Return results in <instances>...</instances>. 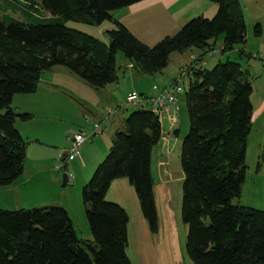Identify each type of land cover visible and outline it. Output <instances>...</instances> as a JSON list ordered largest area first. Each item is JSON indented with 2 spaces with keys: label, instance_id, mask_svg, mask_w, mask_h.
<instances>
[{
  "label": "trees",
  "instance_id": "obj_1",
  "mask_svg": "<svg viewBox=\"0 0 264 264\" xmlns=\"http://www.w3.org/2000/svg\"><path fill=\"white\" fill-rule=\"evenodd\" d=\"M139 1L0 0L22 16L5 15L0 21V186L23 171L26 142L15 121L31 117L15 112L12 98L35 92L45 71L62 66L98 89L118 80V52L137 72L154 75L172 53L196 48L195 62L200 63L219 36L221 52L245 42L241 0H209L218 5L212 17L197 15L153 46L118 21L105 30L107 42L65 24L99 25L111 20L113 11ZM6 8L0 7L1 15ZM189 69L184 91L189 128L179 156L186 255L193 264H264V210L234 202L248 168L251 84L240 63L230 58L211 68L199 64ZM160 137L161 122L147 107L131 111L125 129L113 135L107 154L81 188L92 240L77 236L62 206L0 209V264H131L128 215L105 193L114 179L127 178L149 230H157L150 161Z\"/></svg>",
  "mask_w": 264,
  "mask_h": 264
},
{
  "label": "crops",
  "instance_id": "obj_2",
  "mask_svg": "<svg viewBox=\"0 0 264 264\" xmlns=\"http://www.w3.org/2000/svg\"><path fill=\"white\" fill-rule=\"evenodd\" d=\"M207 1L211 2L207 3L209 13H215L218 5L215 2ZM241 3L246 23L245 42L235 45L230 51L221 52L223 36H219L213 44L214 50L208 53L207 56L217 51V49H219V53L222 55H228L230 52H233L237 58L236 61L240 63L246 78L251 84L252 92L250 101L252 104V124L245 154L248 168L242 184L239 203L243 206L260 207L264 210V0H241ZM185 4L186 0H141L118 9L115 14L112 13V19L108 20V23L101 25L99 31L103 35L105 30L115 27V21H118L125 25L143 43H147V40L142 38V35L154 36L156 37L155 41H157L162 37V35L157 36L158 26L152 25L154 27L151 29L149 24L145 23L142 26L140 22L147 17L157 15H163V17L169 20L170 15L175 17L174 12L177 11L181 20L178 21L176 19V22L173 24V29L179 30L180 26L191 15H206L205 10H200L202 7L190 10ZM169 11L174 12L170 13ZM256 25H258L257 30H255ZM96 38L104 42L108 41L105 35ZM148 44L150 45L149 42ZM193 53L196 54V57L200 54L199 50H190V53H187L188 55L185 58L177 57L176 59V66L182 68L183 71L185 70V73L188 72L189 67H197L199 64L206 63V57L200 63L192 60L190 56ZM180 54L183 56V53ZM227 58L230 57L227 56ZM184 59L187 61H184ZM220 59L222 58L219 57ZM128 65L129 63L127 61V64L123 68H129L130 70L123 77L125 83L131 78V75L137 73L133 67H128ZM161 73H163V70L156 74L159 75ZM140 79L141 77H139V81ZM153 80L154 77H152ZM170 80L163 85L156 82H152V84L161 87L169 86L173 82V80ZM120 82L118 73L117 81L96 89L85 83L77 75H73L68 69L62 66H56L42 74L36 91L32 93V106H28L27 96H19L22 101H25L23 102L26 104V108L22 107L19 103L16 109H13L17 113H29L31 117L28 120L17 118L15 121L17 130L26 142L25 158L22 173L12 183L6 185V190L13 194V197L19 196L22 190L30 187H32V194L37 193L39 188H43L44 186L49 188L50 191L48 192L50 193L52 191H58V194L54 195L52 199L41 202V206L38 207L55 205L64 207L74 229V221L80 220L79 224L85 221L84 224L87 226L85 234L87 236L79 237V233L75 229L77 236L84 240H92V234L85 217L83 203L80 200V189L89 180L97 164L107 154L106 152L109 150L115 132L119 131L123 126L124 128L120 130L125 129V118L130 113L119 119L118 116L116 117V113L118 112L116 110L112 118L103 120V115L108 108L124 107L118 103L114 104L115 98L113 97V93L119 92L124 98L129 92L127 85L126 92L118 91L121 86ZM137 84L140 85L139 82ZM133 86L135 84L131 81V87ZM131 89L133 90L134 88ZM138 91L141 95H152L154 93L152 90V93L148 94L149 89H144L142 86H139ZM71 103L77 104L84 110L83 121L77 123L72 122L75 119L80 120L81 118L80 113L77 111L75 113L79 117H69L68 106ZM141 103H145L148 108L146 102H140L138 104ZM28 122L35 124L36 127L32 128V130L23 128ZM97 124L101 125L99 134L97 135L98 138L100 137L101 140L106 141L104 142V150L103 146L102 151L98 149L90 151L86 149L87 146L84 147V163L81 167L74 168L75 177L73 176V180L67 177L64 185H68L69 182H73L74 184L79 182L78 186L76 185V197L71 202L70 199L67 200L66 194L60 189V180L56 172L58 170H64L69 162L75 161L76 158L66 159L67 161L65 160L64 165L60 169L55 168L54 165L58 161L59 154L69 145L68 137L72 132L77 129H92ZM161 134L163 135L162 130ZM162 135L160 138L162 140V147L165 149L169 138L164 143L163 137L165 136ZM84 145L85 142L83 143ZM28 156L31 157L29 159L32 161V169L30 170H27L25 167V159ZM152 159L153 150L151 151L150 173L157 215V230L155 232L149 230L148 224L143 217L136 192L134 188L132 189L133 186L130 182L125 183L126 181L123 179L117 178L109 186V188L114 186L119 194L127 191L129 195L128 199L120 197V200L117 201L118 203L115 202L124 208L128 215L126 255L131 264H193L185 252L184 243L186 233L183 232V227L180 225L177 214L170 204L169 182L166 179H162V167L166 164V161L162 157L157 158L159 169L156 172L159 178L155 181L152 174ZM126 184L132 187L129 188ZM72 188H75V185ZM106 193L105 196L107 198ZM44 194L47 195V193ZM159 201L161 202L158 203Z\"/></svg>",
  "mask_w": 264,
  "mask_h": 264
},
{
  "label": "rangeland",
  "instance_id": "obj_3",
  "mask_svg": "<svg viewBox=\"0 0 264 264\" xmlns=\"http://www.w3.org/2000/svg\"><path fill=\"white\" fill-rule=\"evenodd\" d=\"M189 1L186 0L185 5L190 10H192V9L195 10L199 7H202L200 10H205L206 15H203V16H205L207 18H210L215 14V13H213V14L209 13L207 3H211V2H208L207 0H189ZM0 7H1V10H4L7 6L5 5L4 2H0ZM6 9L9 10V11L5 12L6 14L3 13L4 15H1V12H0V21L4 19L5 15L6 16H12V17L18 18V19H22V16L20 15V13L19 12H12V10L10 9V6H8ZM116 11L117 10L113 11L112 13L115 14ZM174 11H169V12L173 13ZM174 13H175V17L173 15H170L169 20L166 19L165 17H163V15H157L154 17H147L146 19H143L140 22V24L142 26H144V24L147 23V24H149L151 29L154 26H158L157 36L162 35L161 38L165 37L166 35H174L178 30L176 29L177 30L176 31L173 29V24H174V22H176V19L178 21L181 20L179 15H178V12L175 11ZM42 14L46 15V16L49 15L45 11L42 12ZM197 15H199V14H197ZM197 15H191V17H189L183 24H185L188 20H190L191 18H193ZM207 15H209V16H207ZM107 21L108 20L97 25V24H86V23H81V22H74V21L69 20V21H66L65 24H66V26H68L70 28H74V29L79 30L81 32L87 33L91 36L94 35L96 37H100V36H104V35L106 36V33H103V35L100 33L99 28L104 23H108ZM183 24L180 26V28L183 26ZM152 25H154V26H152ZM142 38L147 40V43H145V44H147L148 46L155 45L161 39L160 38L157 41H155L156 37L148 36V35H142ZM148 42L150 43V45L148 44ZM192 49H193V51H198V49H196V48H192ZM187 53H190V49L183 52V56L180 53H172L170 55L168 65L163 69V73H161L159 75L158 74L149 75V74H142L140 72H137L136 74L131 75V78H129L127 80V82L125 83V80H123V77H125L130 72V70H129V68L123 69L125 64H127V60L121 52H118L116 54V63H117V65L121 66L120 69L118 70L119 78L121 81L120 82L121 86L118 89V91H120V92L125 91L126 92V90H127L126 85H127L129 91L131 88H134L133 90H135L139 93V91H138L139 86H142L144 89H149L148 94H151L152 93L151 88L153 85L152 82H156L160 85H163V84L168 83L170 79L173 80L174 78H179V75L183 73V70H182V68H179L176 66V64H175L176 59H177V57H181L182 59L185 58V56L188 55ZM227 56L230 57V60H234V61L237 60V58L233 52H230L228 55H226V54L222 55L219 53V49H217V51L213 52L211 55H209V56L205 55V57H206L205 62L206 63L203 64V66H205L207 68H211L216 62H218L219 57L222 58V59H220V61L224 62L227 60ZM239 60H241V59H239ZM184 61H187V60L184 59ZM241 62H243V61H241ZM189 71H190V69H189ZM189 74L188 75L184 74L180 80V83L185 88L187 87ZM137 75H139V76H137ZM139 77H141L140 81H139ZM152 77H154L153 81H152ZM131 81L134 82L135 86L131 87ZM138 82L140 85L137 84ZM19 96H27L28 97L27 100H28V104H29L28 106H32V93H30V94L18 93V94H15L14 97L12 98L11 106L13 107V109H16V107L18 106L17 104H19V103L22 105V107L26 108V104L24 103L25 101L23 100L24 101L23 102L22 99L19 98ZM113 97L115 98L114 104L118 103V104H121L122 106H124L121 108L111 107V109L118 111L116 113V117L118 116L119 119L122 116L127 115L131 111L140 109L142 107H147V105L145 103L128 104L126 102V95L123 98V96L120 95L119 92L113 93ZM44 98H48V97H44ZM68 108H69V117L70 118H75L76 116H78L75 113L76 111L78 113H80L81 119L80 120L75 119V121H72V122L77 123V122L83 121L85 112L82 108H80L77 104H72V103L69 104ZM175 117H176V125H177V130H178L177 134H175L174 132L168 131V124H167L168 120L166 118H163L161 120V130L163 133V135L162 134L161 135L165 136V137H163V142L165 143L167 141V138H169V141H168L167 146L164 149L162 147V140L160 138L158 143L152 148V150H153L152 174H153L154 180L157 181V179L159 178L157 176V172H156V170L159 169V167L157 165V161H158L157 158L162 157L166 161V164L162 167V179H166L169 182L168 185L170 187V196H169L170 204L177 214V218L180 221V225H182V227H183V232L187 234V226H186V224H184L182 222V220L180 218V207H181V201H182L181 184H182L183 174H182V170L180 167V157L179 156H180L181 142H182L184 136L187 134L188 128H189L184 92L178 96V101H177V104L175 106ZM18 126H19V124H18ZM35 127H36V125L32 124L30 122H28L27 124H25L23 126V128L30 129V130H32V128H35ZM123 128H124V126L121 127L120 129H123ZM22 131H23V129H22ZM94 138L90 141H86L84 146L82 145V147L80 148V151H79L80 152L79 157L76 158L75 161L69 162L68 166L64 170H58V172L55 171L58 179L60 180V185H61L60 189H62L63 193L66 194L67 200L70 199L71 202H72L73 198L76 197V185L78 186L79 182H77L76 184H74L73 182H69L68 185L63 187L62 186L63 174L68 173V174H72L75 177L74 168L75 167H77V168L81 167V165L84 163V160H85L83 157L84 156L83 150H84L85 146H87L86 149H89L90 151L95 150V149L102 151V146H103V150H104V144H105L104 142H106V141L101 140L100 137L98 138L97 135ZM105 155H104V157H105ZM157 155H158V157H157ZM29 158L31 159L30 156H28L25 159L26 160L25 167L27 170L32 169V161ZM120 179H123L124 181H126L125 183H129L127 178H120ZM74 185H75V188H72ZM126 185H128L129 188L132 187L129 184H126ZM133 188L134 187H132V189ZM48 191H50L49 188L44 186L43 188H39L37 193L32 194L33 193L32 187H30V188L22 190L20 192L19 196L13 197V194L9 193L8 190H6V186H0V209L15 210V209H19V208H33V207L41 206L40 205V204H42L41 202H46V200H50L54 197V195L58 194V191H56V192L52 191L51 193ZM134 191H135V189H134ZM44 193H47V195H45ZM107 193H106V195H107V198L110 199V200L108 199L110 202H117L120 200V197H124L126 199H128V197H129L127 191H124L122 194H119L116 191V189L114 188V186H112V188H109ZM105 198H106V196H105ZM107 198H106V200H107ZM80 200L82 201L81 189H80ZM239 201H240V196L237 199H234L235 203H238L239 205L242 206V204H240ZM160 202L161 201H159L158 203H160ZM253 208L263 209L260 207H253ZM79 222H80V220L74 221L75 229L79 233L78 236L79 237L87 236V234H85L86 227H87L84 224L85 221H83L80 224H79ZM82 224L84 225L83 227H82ZM185 241H186V237H185ZM184 245H185V243H184Z\"/></svg>",
  "mask_w": 264,
  "mask_h": 264
},
{
  "label": "built area",
  "instance_id": "obj_4",
  "mask_svg": "<svg viewBox=\"0 0 264 264\" xmlns=\"http://www.w3.org/2000/svg\"><path fill=\"white\" fill-rule=\"evenodd\" d=\"M222 48V47H221ZM214 48L208 52L211 53ZM190 58L195 60L197 57L195 54H191ZM128 67H132L131 64ZM264 67V61H263ZM185 70L179 75V78H175L169 86H158L152 85L153 94L152 95H141L135 90H131L126 95V102L128 104H138L140 102H146L148 108L158 116L159 121L163 118L168 120V131L173 132L176 128V117H175V106L178 101V96L182 94L186 88L180 83ZM188 84V82H187ZM116 110L107 109L103 115V120H108L113 117ZM101 125L97 124L95 128L92 129H77L71 133L68 137L69 145L66 149L59 154L58 161L55 164V168L60 169L66 159L78 158L80 154V148L86 141L92 140L96 135L99 134ZM165 139V138H164ZM166 140V139H165ZM67 161V160H66ZM68 179L72 180L73 175L67 173Z\"/></svg>",
  "mask_w": 264,
  "mask_h": 264
},
{
  "label": "water",
  "instance_id": "obj_5",
  "mask_svg": "<svg viewBox=\"0 0 264 264\" xmlns=\"http://www.w3.org/2000/svg\"><path fill=\"white\" fill-rule=\"evenodd\" d=\"M66 178H67V174H63V183H62V185L64 186L65 185V181H66Z\"/></svg>",
  "mask_w": 264,
  "mask_h": 264
}]
</instances>
